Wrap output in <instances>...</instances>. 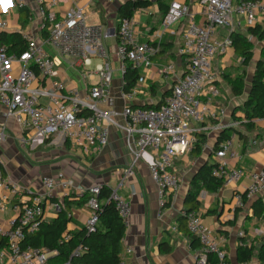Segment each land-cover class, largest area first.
<instances>
[{"label": "built area", "instance_id": "1", "mask_svg": "<svg viewBox=\"0 0 264 264\" xmlns=\"http://www.w3.org/2000/svg\"><path fill=\"white\" fill-rule=\"evenodd\" d=\"M33 1L43 28L47 30L45 40L38 42L23 33L24 48L19 52H10L7 45L0 42V104L6 115L30 132L24 140L29 146L41 144L50 135L61 134L72 146L82 148L85 154L102 150L109 141L110 128H117L123 132L133 163L147 160L149 174L158 189L159 206H163L178 189V180L170 169L180 155L191 151L196 142L195 135H206L211 129L229 126L219 124L225 108L218 103L221 93L213 60L232 46L231 33L264 23V0H195L197 18L187 4L171 0L162 22L165 27L184 23L176 48V54L186 63L180 75L171 61L153 63L159 46L151 41H139L130 18H121L116 27L103 28L87 23L85 7L74 6L59 12L56 0ZM13 4L19 8L25 6V1L9 0L2 9L6 11ZM5 27L6 22L1 20L0 29ZM219 29L223 35L218 34ZM107 37L116 39V57L122 73L126 64L137 69L155 65L161 79H175L159 103L151 106L131 104L138 93L133 86L120 92L125 101L120 112L106 107L113 75L104 42ZM44 44L60 57L71 59L70 66L77 67L79 73L86 77L96 76V82L85 84L82 90L67 87L57 78L55 62ZM93 59L98 62L90 67ZM136 83L145 84L144 77L138 76ZM4 138V128L0 126V144ZM205 147L206 142L202 149ZM233 147L232 135L216 150L210 148L214 158L212 175L220 178L223 184L247 178L246 198L263 193L264 168L247 172L230 164L228 160L237 158ZM129 175L131 171L127 170L115 186L109 187L108 196L125 225L130 203L120 190ZM100 189L99 184L86 188L76 186L59 172L42 177L38 191L12 181L0 162V264H76L70 259L52 263L56 251L23 241L43 221L45 202L62 199L71 193L77 197L87 196L84 206L88 218L84 227L93 230L97 223L96 211L100 209ZM241 198H236L238 204ZM54 206L57 211L58 204ZM182 217L187 233L199 244L195 264H230L225 258L223 235L206 225L199 211L185 210ZM238 235L243 237L242 232ZM63 238L67 239L68 234ZM81 251L78 247L71 255ZM129 253L130 250L125 248L118 264H130L125 256Z\"/></svg>", "mask_w": 264, "mask_h": 264}, {"label": "crops", "instance_id": "2", "mask_svg": "<svg viewBox=\"0 0 264 264\" xmlns=\"http://www.w3.org/2000/svg\"><path fill=\"white\" fill-rule=\"evenodd\" d=\"M28 10L27 18H22L17 6H8L0 3V21L6 22V27L0 29L1 33L29 34L36 41L42 42L47 34L38 15V8L33 0H24ZM56 10L64 11L74 6L85 7L87 10L86 21L89 25H101L103 28L116 27L120 21L119 7L127 1L134 0H56ZM136 1V0H135ZM171 0H149L143 8L134 10L130 16L133 31L141 42L151 41L159 46V52L153 57V63L173 62L177 75L183 74L184 59L176 54V48L181 39L184 23H173L169 27L163 25L162 10L168 8ZM189 6L191 14L197 18V5L195 0H178ZM252 43V60L244 67V90L241 95L235 96L222 73L234 77L243 70L240 57L231 46L223 55H218L213 60V69L218 74L217 85L221 93L218 103L225 108V114L220 118L221 126L235 128L241 136L233 134L234 151L236 159L228 160L230 164L237 165L243 170L258 171L264 168V120H257L253 130H247L242 125L243 114L237 109L244 102L255 62L259 58L260 49L264 41H258L253 35L243 28L237 31ZM219 35L224 32L219 29ZM24 42V41H23ZM107 46V59L113 69L110 85V98L106 107L120 112L125 104L121 98L122 75L119 61L116 57V39L107 37L104 40ZM171 43V48L164 51V45ZM10 52L20 50L9 49ZM55 62L57 78L61 79L67 87H77L82 90L84 85L93 84L97 77H86L71 67V59L60 57L53 49L44 44ZM76 62V61H75ZM98 62L92 60V66ZM78 63V62H76ZM217 65V67H216ZM80 68V67H79ZM155 65L138 68L139 76H143L145 84L135 82L138 93L131 104L150 106L160 102L168 94L175 79H161ZM0 126H3L5 138L0 144V162L5 167L7 177L17 184L31 187L40 191V179L44 176H53L62 173L71 179L74 185L88 187L99 184L113 187L122 178L127 170L131 175L124 181L121 194L128 198L130 213L125 225V233L121 241L122 252L125 248L130 253L125 255L130 264H195L198 253V241L187 233L182 212L186 210L185 195L190 188L192 177L204 165L214 163L210 148L215 143L219 130L206 132V146L199 154L190 152L180 155L170 169L178 180V189L174 197L165 202L163 206L158 203V189L154 184L145 159L133 163L131 154L125 144L123 132L115 127L109 130V141L100 151L85 154L82 148L72 146L61 134H53L45 138L41 144L29 146L25 139L29 131L23 130L12 117H8L5 108L0 104ZM247 178L240 182L222 184L215 191L202 190L197 196L199 211L203 222L223 235L225 239L224 250L230 264H241L236 260V248L239 243L240 232L246 243L259 247L264 240V218L257 219L253 216V201L261 196L257 194L252 198L244 197V190L248 185ZM241 196L240 204L237 197ZM61 201V198H59ZM55 198L49 199L44 204L43 220L51 221L56 217ZM62 202V201H61ZM72 221L67 224L69 230L84 226L88 218L85 206L71 207ZM243 264H264L257 257Z\"/></svg>", "mask_w": 264, "mask_h": 264}, {"label": "trees", "instance_id": "3", "mask_svg": "<svg viewBox=\"0 0 264 264\" xmlns=\"http://www.w3.org/2000/svg\"><path fill=\"white\" fill-rule=\"evenodd\" d=\"M148 1L134 0L125 2L118 9L119 17L130 18L134 10L145 7ZM19 10L22 18H27L28 10L25 6L19 7ZM166 11L167 8L162 10L163 13ZM44 32L47 34L46 29H44ZM247 32L257 38L258 41H264V23L248 27ZM230 38L234 52L241 59L243 70L234 77L224 73H222V77L229 85L232 94L238 96L244 90V67L252 60V43L238 32L231 33ZM6 41L9 42V49L21 51L24 48V42L20 40L19 33H1L0 42L6 43ZM170 48L171 43L168 42L164 45L163 50L166 51ZM185 66L186 63L183 62V67L185 68ZM138 76V69L132 67L130 64H126L122 75V90H130L135 85ZM237 109L243 114L244 120L242 121V125L247 130H253L257 120H264V45H262L259 58L255 62L246 98ZM235 133L241 136L233 127L219 130L215 143L212 146V151L216 150L222 141L230 138ZM195 136L196 142L190 153L199 154L206 142V135L204 133H197ZM213 167L214 163L211 165L204 164L192 177L190 188L184 200L187 211L199 208L197 196L200 191L215 192L223 184L220 178L212 175ZM109 193L110 188L106 185H101L98 195L100 209L96 211L97 223L93 230L88 231L84 226L72 230L67 228V224L72 221L70 215L71 207L84 206L87 199L86 195L77 197L71 193L62 198V202L60 199L55 198L56 200L54 201L59 206V209L56 211V217L51 221L43 220L40 222L38 229L32 234L27 235L23 242L35 247H45L48 250L56 251L55 256L51 259L52 263H59L70 259L76 264H118L122 252L121 241L125 233V224L117 214L114 205L108 201ZM261 194V196L253 201L251 207L253 216L257 219L264 218V192ZM66 233L68 234V238L64 239L63 236ZM78 247L82 248L81 253L71 255L72 251ZM254 256L264 263V240H261L259 247H255L246 243L244 237H240L236 248L237 262L241 264L247 263Z\"/></svg>", "mask_w": 264, "mask_h": 264}, {"label": "snow or ice", "instance_id": "4", "mask_svg": "<svg viewBox=\"0 0 264 264\" xmlns=\"http://www.w3.org/2000/svg\"><path fill=\"white\" fill-rule=\"evenodd\" d=\"M8 2H9V0H0V3L7 4Z\"/></svg>", "mask_w": 264, "mask_h": 264}, {"label": "rangeland", "instance_id": "5", "mask_svg": "<svg viewBox=\"0 0 264 264\" xmlns=\"http://www.w3.org/2000/svg\"><path fill=\"white\" fill-rule=\"evenodd\" d=\"M240 65H241V63H240ZM216 67H217V65H216Z\"/></svg>", "mask_w": 264, "mask_h": 264}]
</instances>
